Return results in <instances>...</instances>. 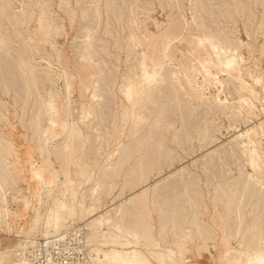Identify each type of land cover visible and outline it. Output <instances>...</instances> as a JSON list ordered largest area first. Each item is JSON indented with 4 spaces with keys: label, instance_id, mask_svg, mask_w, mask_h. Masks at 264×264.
<instances>
[{
    "label": "rangeland",
    "instance_id": "1",
    "mask_svg": "<svg viewBox=\"0 0 264 264\" xmlns=\"http://www.w3.org/2000/svg\"><path fill=\"white\" fill-rule=\"evenodd\" d=\"M254 1L256 0H0V40L3 42H1L0 46V138H2L0 141L6 147L13 146L11 147L12 149L9 148V154L3 151L0 154V159L4 158L7 173L14 178L12 181H7L4 185L6 188L3 187L0 192V207L7 209L6 213L9 212V215H4L5 211L0 212V215L2 214L0 216V252L7 249L12 250L6 256L7 264L17 262V253L22 248L34 246L38 238L49 237L53 234H65L71 231L72 225L83 230L90 260L92 264H95V254L93 252L95 247H102L104 250L112 248L110 245H99L100 242H103L99 237L100 230L95 233V231L87 228L86 223L98 215L107 218L109 221L112 220L113 225L111 222L109 225L105 224L104 230L116 234L119 232L113 227L114 224L115 226L120 225L119 229L123 230V232L120 230L122 233L132 228V231L127 232L132 235V232H136L134 223L140 218L143 226L147 225L146 228L149 229L148 232L144 227V231L147 232L148 236L146 238L150 239V241L148 240L150 243L146 238H143L141 241L143 243L138 244V247L135 246L134 248L140 250L153 264L159 263L153 261L152 256L149 255L151 251L164 252L168 255L167 260L171 259L170 261L175 264H227L226 260L228 264H232V257L239 251L251 252L258 248V250L264 249V1ZM68 15H71L70 18H68ZM72 16L73 18H71ZM24 17L26 18L24 19ZM54 26L59 27L60 30L59 28H56V30ZM42 27H47L46 33H43ZM197 36H209V39L218 46L217 50L220 52L221 58H223V54L220 49L226 48L227 55L237 54L238 59L243 61L241 62L242 64H239L240 75H238V72L233 77L224 75L218 71L219 69L211 67L210 70L213 73L217 72V78L222 80L223 85L213 79H210V82L202 83L203 77L201 78V74L198 72L199 62H204L211 57L216 61V56L206 43L204 45L205 48L203 46L201 48L195 46ZM229 45L231 46L227 47ZM227 48H230V50ZM208 51L209 54H207ZM2 52H5V54ZM198 52L201 53L198 54ZM190 55L193 59H191ZM142 60L146 62L147 69L151 70L155 67L158 71L160 70L161 77H158L159 85L158 88L156 87L158 91L154 87L152 90V92L157 93H148L146 97L148 99L145 98L139 105L142 109H140L141 113L146 117L142 120L144 126L137 128V130L140 129L137 131L130 127L132 116L130 117V112L129 114L127 113L129 103L124 98L121 88L123 83L125 84L131 79L139 78L141 72L138 63ZM22 65L26 67H22ZM24 67L26 70L22 69ZM94 68L97 69L95 70ZM98 69L101 71H98ZM28 70H30V73ZM21 71L24 72L20 73ZM31 72L35 73L31 74ZM22 74L24 75L23 80L21 78ZM33 74H35L34 77ZM32 82L35 84L33 85ZM241 83L242 87L239 85ZM66 84L70 88L69 90H67ZM98 87L101 89H98ZM162 87L163 89H161ZM168 87H172V89L170 88L172 91ZM216 91L220 94L218 95ZM150 95L152 96L150 97ZM238 97H240V101L242 99L247 100L246 103L250 106L249 110L243 103V106L240 104L242 101L239 102ZM261 98H263L262 101ZM36 100L38 101L36 102ZM39 100L41 104L43 102L41 107ZM46 102L47 104H45ZM166 102L167 104H165ZM143 103L145 104L142 105ZM48 105L53 111L51 115L55 121L53 124L49 119L50 110ZM171 105L175 106L172 107ZM37 106L38 109L36 108ZM84 108H89L92 111L90 117L88 116L85 120H82L81 116ZM148 110L149 113H146ZM161 110L162 113H160ZM37 113L38 115H36ZM150 118L152 119L150 120ZM151 122L154 123L151 124ZM36 125L40 126L37 127ZM150 126L157 127H153V130ZM69 127L76 130L78 132L76 134L79 136L69 133ZM159 127L161 128L159 129ZM33 129L36 130L34 131ZM117 129H119L118 133H115ZM245 130L250 131L249 140L243 136L246 132ZM80 131L81 134H79ZM43 133L44 135H42ZM85 136L89 137L86 138ZM127 136L132 137L128 138ZM142 136L146 137L141 140ZM76 137L78 138L76 139ZM138 137H140V140ZM66 139L68 140L66 141ZM146 139L147 141L145 142ZM243 141L248 142L247 145L251 143L247 146L248 149L255 150L258 153L257 162L260 164L261 161V166L259 165L261 171L255 172L253 170L249 158L242 151ZM63 144L66 145L64 146ZM141 146L143 147L141 148ZM49 148H52V150ZM135 149L136 151H134ZM124 152H126L125 156H123ZM119 154L122 157L121 160H119ZM127 154L130 155L129 158H126ZM134 158H138V160ZM128 159L130 160L129 162ZM207 160L210 161V163L208 162L209 164L206 162ZM163 161L165 162L163 163ZM152 162L153 165H151ZM154 165L155 169L152 167ZM142 166L145 167L143 168ZM34 170H38L41 173V179H38L40 180L39 184L32 178ZM107 171L109 172L107 173ZM131 171L134 172L131 173ZM116 172L118 173L115 174ZM68 181L70 184H67ZM247 181H249V184ZM227 182L228 185L230 184L229 187H227ZM162 184H165V186ZM221 185L227 188L224 189ZM233 185H235L234 188ZM93 186H96V194L92 197L90 188ZM252 187L254 189H251ZM175 189L177 191L176 194ZM255 189L260 192H255ZM72 191L76 192V198L84 197L86 208L92 207L93 212L87 214L84 219H80L81 216L79 214H81L83 209L77 208V214L69 217L62 227L57 230L44 232L48 210L53 201L63 198L68 203L71 200L70 193ZM231 191H235L233 195ZM140 194L141 196L143 195V199L139 196ZM183 194L186 195L184 196ZM1 201L5 202L2 203ZM25 201L29 202L28 207H25ZM129 201L130 203H127ZM162 201L163 203H161ZM213 202L214 204H211ZM176 205L181 206L177 207ZM132 206L135 207L133 208ZM239 206L241 207L239 208ZM141 207L145 209L143 210ZM133 209L136 214H134ZM226 210H229V213ZM250 210H253V212ZM239 216L240 218H237ZM257 216H261V219ZM35 218H39L40 221L37 225L31 226ZM182 218L185 220L183 221ZM213 220L215 222L218 221L214 223ZM250 220L251 222H249ZM128 221L129 225L127 224ZM257 221L260 222V226ZM217 225L221 227L219 228ZM252 226H255V228L253 229ZM195 227L199 231L195 230ZM257 227L261 228L257 229ZM186 231L190 232L187 233ZM222 231L225 233L224 235ZM249 232L252 233V236ZM258 232L261 233L259 234ZM204 233L209 234L211 237ZM26 234L33 236L32 243L25 242ZM131 235L125 236L126 238H131ZM192 236L194 239H192ZM179 238H182V241ZM200 238L201 240H199ZM185 239L188 240L185 241ZM220 239L223 241H220ZM255 239L260 240L257 241ZM164 240L165 242H163ZM179 240L182 243H178L177 241ZM147 242L150 246L144 249L146 247L143 244H147ZM249 243L250 245H248ZM183 245L184 247H182ZM247 246L248 248H246ZM195 247L196 249L194 250ZM242 248L245 249L243 250ZM167 249H170L173 254L167 252ZM179 250L180 255L177 254Z\"/></svg>",
    "mask_w": 264,
    "mask_h": 264
},
{
    "label": "bare ground",
    "instance_id": "2",
    "mask_svg": "<svg viewBox=\"0 0 264 264\" xmlns=\"http://www.w3.org/2000/svg\"><path fill=\"white\" fill-rule=\"evenodd\" d=\"M261 1V0H260ZM264 1V0H263ZM262 1V2H263ZM254 2H257V0L256 1H254ZM264 3V2H263ZM2 8V7H1ZM24 15V14H23ZM19 16H20V14H19ZM25 16V15H24ZM69 16V15H68ZM71 16V15H70ZM70 16L68 17V18H70ZM26 17H24V19H25ZM71 18H73V16L71 17ZM40 22V21H39ZM38 22V23H39ZM263 22V21H262ZM22 23V22H21ZM194 23H195V21H194ZM197 23V22H196ZM40 24V23H39ZM42 25V24H41ZM47 25V24H46ZM196 25H198V24H196ZM44 26V25H43ZM48 26H50V25H48ZM41 27V26H40ZM55 27V26H54ZM198 27V26H197ZM56 28H59V27H55V29ZM42 29H43V33H46V31L48 30L47 29V27H42ZM57 30V29H56ZM56 30H55V32H56ZM59 30H60V28H59ZM41 31V30H40ZM54 32V33H55ZM43 33H41V34H43ZM48 33V32H47ZM207 33V32H206ZM38 34H39V32H38ZM1 35V34H0ZM45 35V34H44ZM49 35H51V34H49ZM204 35V34H203ZM42 36V35H41ZM152 36V35H151ZM195 37V36H194ZM151 38V37H150ZM2 39V38H1ZM5 39V38H4ZM43 39V38H42ZM148 40V39H147ZM216 40V39H215ZM92 41V40H91ZM196 47H204V45H205V43L206 44H208V47H209V49L211 50V51H213V54H215V56H216V61H214L213 59H212V57L211 58H208V59H206L204 62L202 61V62H199L200 63V65H199V68H198V72H199V74H201V78L203 77V81H202V83L204 82V83H206V82H210L209 80L210 79H213V80H216V81H218V82H220V84L221 85H223V82H222V80L220 79V78H217V75H216V71H215V73H213L212 72V70H210L211 69V67H213V68H215V69H219L218 71H220V72H222L224 75H228V76H234L235 75V73L236 72H238V75H240V73H239V71H240V65L239 64H242L241 62H243V61H240L239 59H238V57H237V54H226V51H225V49H220V51H222L221 53L223 54V58H221L220 57V52L217 50V45H216V43H213V41H211V39H209V36L207 37V36H203V37H200V36H197L196 37ZM1 42H2V40H0V46H1ZM138 42V41H137ZM161 42V41H160ZM190 42V41H189ZM192 42V41H191ZM3 43V42H2ZM6 43V42H5ZM132 43V42H131ZM139 43V42H138ZM187 43V42H186ZM220 43H222L221 41H220ZM225 43V42H224ZM156 44V43H155ZM154 44V45H155ZM195 44V43H194ZM3 45V44H2ZM5 45V44H4ZM91 45H92V43H91ZM132 45V44H131ZM133 45H134V43H133ZM219 45V44H218ZM194 46V45H193ZM194 46V47H195ZM231 45H229V46H227V47H230ZM4 47V46H3ZM148 47V46H147ZM157 47V46H156ZM189 47H191V46H189ZM189 47H187V48H189ZM220 47H221V45H220ZM153 48V47H152ZM192 48V47H191ZM199 48V49H200ZM205 48V47H204ZM203 48V49H204ZM5 49V48H4ZM89 49V48H88ZM190 49V48H189ZM196 49V48H195ZM228 50H230V48H227ZM232 50H233V48H231ZM3 50V49H2ZM198 50V49H197ZM231 50V51H232ZM5 51H7V50H5ZM9 51V50H8ZM130 51V50H129ZM154 51V50H153ZM195 51V50H194ZM193 51V52H194ZM199 51V50H198ZM201 51V50H200ZM207 51V50H206ZM237 51V50H236ZM10 52V51H9ZM88 52V51H87ZM90 52V51H89ZM191 52V51H190ZM192 52V53H193ZM195 52H197V51H195ZM194 52V53H195ZM205 52V51H204ZM234 52V51H233ZM2 53H4L5 54V52H2ZM6 53H8V52H6ZM154 53V52H153ZM201 53V52H200ZM199 52H198V54H200ZM229 53V52H228ZM232 53V52H231ZM195 54H197V53H195ZM207 54H209V51H208V53ZM2 55V54H1ZM84 55V54H83ZM87 55V54H86ZM144 56V55H143ZM191 56V55H190ZM199 56V55H198ZM197 56V57H198ZM160 57V56H159ZM186 57V56H185ZM192 57V56H191ZM201 57V56H200ZM202 57H204V56H202ZM21 58V57H20ZM19 58V60H21ZM83 58V57H82ZM82 58H80V59H82ZM86 58H88V57H86ZM241 58V57H240ZM144 59V58H143ZM152 59V58H151ZM155 59V58H154ZM191 59H193V57L191 58ZM198 59H201V58H198ZM160 60V59H159ZM197 60V59H196ZM22 61V60H21ZM21 61H19L20 63H21ZM82 61V60H81ZM88 61H89V59H88ZM87 61V62H88ZM145 61H146V59H145ZM144 60H142V61H140V63H138L140 66V76H139V78L138 79H134V80H132L131 78V80H129L128 82H126L125 84L123 83V86H122V94H123V96H124V98L128 101V105H129V107L127 108V113L129 114V112L131 113V115H130V117L132 116V119H131V122H130V124H131V126L130 127H133V129L134 130H137V128H141V127H143L144 126V122H142V120L144 119V117H146V116H144L142 113H141V111H140V103H141V101L142 100H144L147 96H148V93L150 94V93H152V94H154L155 92H152V90L155 88L156 89V87L158 88V85H159V82H158V77L160 78L161 77V73L157 70V69H155V67H153L151 70L150 69H147V65H146V62H145ZM149 61H151V60H149ZM240 61V62H239ZM18 62V61H17ZM93 62V61H92ZM96 62V61H95ZM154 62V61H153ZM152 62V63H153ZM196 62V61H195ZM22 63H24V62H22ZM97 63V62H96ZM156 63H157V61H156ZM26 64V63H25ZM87 64V63H86ZM95 64V63H94ZM193 64V63H192ZM196 64V63H195ZM194 64V65H195ZM148 65H151V64H148ZM158 65V64H157ZM23 66H25V65H22V67ZM29 66H30V64H29ZM90 66V65H89ZM92 66H94V65H92ZM26 67V66H25ZM25 67L24 68H22V69H25ZM196 67V66H195ZM194 67V68H195ZM8 68V67H7ZM34 68V67H33ZM36 68V67H35ZM100 68V67H99ZM138 68V67H137ZM163 68V67H162ZM193 68V67H192ZM246 68V67H245ZM249 68V67H248ZM19 69V68H18ZM21 69V70H22ZM95 69V68H94ZM97 69V68H96ZM95 69V70H96ZM101 69V68H100ZM100 69H98V71L100 70ZM26 70V69H25ZM24 70V71H25ZM33 70H35V69H33ZM196 70V69H195ZM194 70V71H195ZM23 71V72H24ZM30 70H28V72H29ZM101 71V70H100ZM251 71H252V69H251ZM22 71L20 72V73H23ZM89 72V71H88ZM219 72V73H220ZM30 73V72H29ZM32 73H35V72H31V74ZM175 73V72H174ZM194 73V72H193ZM242 73H244V72H242ZM251 73V72H250ZM253 73V72H252ZM170 74V73H169ZM198 74V75H199ZM249 74V73H248ZM19 75V74H18ZM21 75V74H20ZM34 75L35 74H33V77H34ZM47 75V74H46ZM45 75V76H46ZM98 75V74H97ZM172 75V74H171ZM170 75V76H171ZM237 75V76H238ZM250 75V74H249ZM23 74H22V77L21 76H18V77H21L22 78V80H23ZM29 76H31V75H29ZM28 76V77H29ZM92 76V75H91ZM165 76H167V75H165ZM169 76V77H170ZM194 76V75H193ZM255 76V75H254ZM47 77V76H46ZM45 77V78H46ZM176 77V76H175ZM231 77V78H232ZM242 77H243V75H242ZM256 77V76H255ZM2 78V77H1ZM36 78V77H35ZM172 78V77H171ZM195 78V77H194ZM197 78V77H196ZM223 78V77H222ZM229 78V77H228ZM251 78V77H250ZM260 78V77H259ZM13 79V78H12ZM25 79H27L26 77H25ZM24 79V80H25ZM33 79V78H32ZM49 79V78H48ZM162 79V78H161ZM178 79V78H177ZM199 79V78H198ZM221 81H220V80ZM22 80H20V81H22ZM166 80V79H165ZM192 80V79H191ZM238 80V79H237ZM254 80H255V78H254ZM261 80V79H260ZM16 81V80H15ZM27 82H28V80H26ZM26 81H24L25 83H26ZM30 81H31V79H30ZM29 81V82H30ZM34 81H35V79H34ZM227 81H228V79H227ZM241 81H242V79H241ZM5 82V81H4ZM14 82V81H13ZM23 82V81H22ZM161 82V81H160ZM163 82H165V81H163ZM179 82H180V80H179ZM193 82H195V81H193ZM235 82V81H234ZM244 82V81H243ZM256 82H258V80H256ZM6 83V82H5ZM33 83V82H32ZM68 83V82H67ZM181 83V82H180ZM183 83V82H182ZM201 83V82H200ZM229 83V82H228ZM261 83V82H260ZM260 83H259V85H260ZM3 84V83H2ZM15 84V83H14ZM28 84V83H27ZM30 84V83H29ZM35 83H33V85H34ZM162 84V83H161ZM175 84H176V82H175ZM210 84V83H209ZM224 84H225V82H224ZM246 84V83H245ZM4 85V84H3ZM11 85V84H10ZM24 86H25V84H23ZM32 85V84H31ZM30 85V86H31ZM89 85V84H88ZM174 85V84H173ZM200 85H202V84H200ZM206 85V84H205ZM233 85V84H232ZM240 85V87H242V83L241 84H239ZM263 85V84H262ZM66 86H67V90H69L70 88L68 87V85L66 84ZM65 86V87H66ZM99 86V85H98ZM166 86V85H165ZM168 86V85H167ZM172 86V85H171ZM177 86V85H176ZM192 86V85H191ZM209 86V85H208ZM214 87H215V85H213ZM216 86H218V85H216ZM227 86V85H226ZM234 86V85H233ZM248 86V85H247ZM261 86V85H260ZM11 87V86H10ZM27 87V86H26ZM31 87H33V86H31ZM91 87V86H90ZM89 87V88H90ZM96 87V86H95ZM104 87V86H103ZM154 87V88H153ZM161 87V86H160ZM179 87V86H178ZM249 87V86H248ZM8 88V87H7ZM6 88V89H7ZM29 88V87H28ZM165 88V87H164ZM169 88V87H168ZM171 89H172V87H170ZM169 88V89H170ZM189 88V87H188ZM197 88V87H196ZM25 89V88H24ZM33 89V88H32ZM31 89V90H32ZM93 89V88H92ZM98 89H101V88H99L98 87ZM97 89V90H98ZM161 89H163V87L161 88ZM167 89V88H166ZM170 89V91H172ZM176 89H177V87H176ZM175 89V90H176ZM181 89V88H180ZM233 89V88H232ZM244 89V88H243ZM261 89V88H260ZM86 90H88V89H86ZM157 90V89H156ZM178 90V89H177ZM183 90V89H182ZM222 90V89H221ZM221 90H219V91H221ZM225 90V89H224ZM263 90H264V85H263ZM27 91V90H26ZM28 91H29V89H28ZM92 91V90H91ZM99 91V90H98ZM97 91V92H98ZM158 91V90H157ZM166 91V90H165ZM225 91H227V90H225ZM235 91H236V89H235ZM6 92V91H5ZM25 92V91H24ZM94 92V91H93ZM99 92H101V91H99ZM168 92V91H167ZM177 92V91H176ZM180 92V91H179ZM217 92V91H216ZM241 92V91H240ZM244 92H245V90H244ZM247 92V91H246ZM251 92V91H250ZM32 93V92H31ZM157 93V92H156ZM155 93V94H156ZM166 93V92H165ZM173 93H174V91H173ZM252 93H253V90H252ZM251 93V94H252ZM25 94H26V92H25ZM30 94V93H29ZM158 94H160V93H158ZM163 94V93H162ZM167 94V93H166ZM172 94V93H171ZM185 94H187V93H185ZM217 94H218V92H217ZM220 94V93H219ZM218 94V95H219ZM247 94V93H246ZM257 94V93H256ZM255 94V95H256ZM94 95H96V94H94ZM97 95H99V94H97ZM105 95V94H104ZM107 95V94H106ZM164 95V94H163ZM190 95V94H189ZM193 95V94H192ZM195 95V94H194ZM205 95V94H204ZM240 95H242V94H240ZM249 95V94H248ZM152 95H150V97H151ZM175 96H176V94H175ZM215 96H217V95H215ZM235 96V95H234ZM250 96V95H249ZM68 97V96H67ZM156 97H158V95H156ZM155 97V98H156ZM160 97V96H159ZM162 97V96H161ZM164 98H165V96H163ZM168 97V96H167ZM172 97V96H171ZM174 97V96H173ZM176 97H178V96H176ZM240 97H242V96H240ZM240 97H238L239 98V102H241L240 104L242 105V103L245 105V107H247L248 108V110L250 109L249 107V104H247L246 103V99H242L241 101H240ZM244 97V96H243ZM94 98V97H93ZM97 98H99V97H97ZM192 98V97H191ZM218 98V97H217ZM256 98V97H255ZM38 99V98H37ZM69 99V98H68ZM95 99V98H94ZM146 99H148V98H146ZM154 99V98H153ZM262 99L263 98H261V101H262ZM95 100H97V99H95ZM157 100V99H156ZM162 100V99H161ZM165 100V99H164ZM170 100V99H169ZM169 100H167V101H169ZM173 100V99H172ZM237 100V99H236ZM253 100V99H252ZM28 101V100H27ZM38 100H36V102H37ZM148 101V100H147ZM159 101V100H158ZM166 101V100H165ZM199 101H200V99H199ZM225 101V100H224ZM223 101V102H224ZM255 101V100H254ZM257 101V100H256ZM264 101V100H263ZM25 102V101H24ZM39 102H40V100H39ZM97 102V101H96ZM143 102V101H142ZM151 102V101H150ZM160 102V101H159ZM159 102H157V103H159ZM219 102V101H218ZM27 103V102H26ZM87 103V102H86ZM153 103V102H152ZM161 103V102H160ZM163 103V102H162ZM169 103V102H168ZM172 103V102H171ZM226 104H227V102H225ZM236 103V102H235ZM249 103V102H248ZM39 104V103H38ZM42 104H43V102H42ZM41 102H40V107H41ZM45 104H47V102L45 103ZM48 104H49V102H48ZM93 104V103H92ZM145 103H143L142 105H144ZM148 104V103H147ZM164 104V103H163ZM165 104H167V102L165 103ZM238 104V103H237ZM236 104V105H237ZM239 104V105H240ZM82 105V104H81ZM157 105V104H156ZM173 105V104H172ZM171 105V106H172ZM230 105V104H229ZM235 105V106H236ZM253 105V104H252ZM262 105H263V102H262ZM49 106V105H48ZM83 106V105H82ZM158 106V105H157ZM156 106V107H157ZM161 106V105H160ZM164 106V105H163ZM175 106V105H174ZM174 106H172V107H174ZM234 106V107H235ZM243 106V105H242ZM264 106V105H263ZM88 107V106H87ZM162 107V106H161ZM170 107V106H169ZM241 107V106H240ZM255 107V106H254ZM37 109H38V106L36 107ZM44 108V107H43ZM45 108H46V106H45ZM143 108V107H142ZM166 108H167V106H166ZM237 108V107H236ZM239 108V107H238ZM246 108V109H247ZM36 109V110H37ZM48 109L50 110L49 111V119H50V121H51V123L53 124V123H55V121L53 120V118H52V114H53V111L51 110V107L49 106L48 107ZM124 109V108H123ZM144 109H145V107H144ZM147 109H148V107H147ZM156 109V108H155ZM161 109H163V110H166V109H164V108H161ZM240 109V108H239ZM243 109V108H242ZM142 110V109H141ZM157 110V109H156ZM159 110H160V108H159ZM170 110V109H169ZM236 110H238V109H236ZM256 110V109H255ZM54 111H55V109H54ZM82 111V110H81ZM92 111V110H91ZM91 111H90V109L89 108H84V110L82 111V116H81V119L83 120H85L88 116L90 117V115H91ZM146 111V110H145ZM155 111V110H154ZM36 112V111H35ZM124 112V111H123ZM160 112V111H159ZM244 112V111H243ZM257 112V111H256ZM43 113V112H42ZM47 113V112H46ZM146 113H149V110H148V112H146ZM160 113H162V110H161V112ZM179 113V112H178ZM92 114H93V112H92ZM123 114V113H122ZM152 114V113H151ZM163 114H164V112H163ZM180 114H181V112H180ZM245 114V113H244ZM253 114V113H252ZM36 115H38V113L36 114ZM123 115H125V114H123ZM154 115V114H153ZM155 115H157V114H155ZM159 115V114H158ZM241 115V114H240ZM254 115V114H253ZM41 116V115H40ZM47 116H48V114H47ZM119 116H120V114H119ZM162 116V115H161ZM179 116V115H178ZM256 116V115H255ZM37 117V116H36ZM39 117V116H38ZM70 117V116H69ZM123 117V116H122ZM163 117V116H162ZM33 118V117H32ZM68 118V117H67ZM120 118V117H119ZM123 118H125V117H123ZM148 118V117H147ZM156 118H158V117H156ZM155 118V119H156ZM70 119V118H69ZM129 119V118H128ZM146 119V118H145ZM152 118H150V120H151ZM154 119V120H155ZM249 119V118H248ZM34 120H35V118H34ZM33 120V121H34ZM37 120V119H36ZM68 120V119H67ZM149 120V119H148ZM38 121V120H37ZM71 121V120H70ZM70 121H69V124H70ZM80 121V120H79ZM87 121V120H86ZM120 121V120H119ZM161 121V120H160ZM163 121V120H162ZM31 122H32V120H31ZM36 122V121H35ZM83 122V121H82ZM120 122H122V121H120ZM125 122V121H124ZM139 122H142V123H139ZM148 122V121H147ZM146 122V123H147ZM164 122V121H163ZM260 122V121H259ZM262 122V121H261ZM38 123V122H37ZM149 123V122H148ZM154 122H151V124H153ZM35 124V123H34ZM39 124V123H38ZM68 124V123H67ZM83 124H85V123H83ZM123 124V123H122ZM129 124V125H130ZM50 125V124H49ZM80 125V124H79ZM118 125V124H117ZM149 125V124H148ZM158 125V124H157ZM161 125H162V123H161ZM160 125V126H161ZM166 125V124H165ZM30 126H31V123H30ZM29 126V127H30ZM33 126V125H32ZM37 126V125H36ZM38 126H40V125H38ZM37 126V127H38ZM55 126V125H54ZM53 126V127H54ZM73 126H77V125H73ZM123 126H124V124H123ZM122 126V127H123ZM159 126V125H158ZM164 126V125H163ZM120 127V126H119ZM129 127V128H130ZM150 127H152V129H153V127H157V126H150ZM149 127V128H150ZM258 127V126H257ZM262 127V126H261ZM77 128V127H76ZM75 128V129H76ZM146 128H147V126H146ZM161 127H159V129H160ZM255 128V127H254ZM123 129V128H122ZM164 129V128H163ZM34 130V129H33ZM36 130V129H35ZM34 130V131H35ZM41 130V129H40ZM39 130V131H40ZM43 130V129H42ZM118 130L119 129H117V132H115V133H118ZM121 130V129H120ZM140 130V129H139ZM139 130H137V131H139ZM154 130V129H153ZM156 130V129H155ZM38 131V132H39ZM145 131V130H144ZM147 131H149V130H147ZM157 131V130H156ZM161 131V130H160ZM246 131V130H245ZM43 132H45V131H43ZM71 132V134L73 135V134H76V133H78V132H76V130H74L72 127H69V133ZM131 132V131H130ZM129 132V133H130ZM146 132V131H145ZM152 133H153V131H151ZM244 132V131H243ZM249 132L250 131H246L245 133H244V137H246L248 140H249V138H250V136H249ZM256 132V131H255ZM40 133V132H39ZM46 133V132H45ZM128 133V134H129ZM134 133V132H133ZM136 133V132H135ZM138 133V132H137ZM155 133V132H154ZM163 133H164V130H163ZM1 134V133H0ZM79 134H81V131L79 132ZM127 134V135H128ZM149 134H151V133H149ZM162 134V133H161ZM251 134H252V131H251ZM254 134H256V133H254ZM39 135V134H38ZM42 135H44V133L42 134ZM67 135H69L68 133H67ZM78 134H76L75 136H77ZM116 135V134H115ZM114 135V136H115ZM117 135H119V134H117ZM121 135V134H120ZM131 135L133 136V134L131 133ZM163 135V134H162ZM165 135V134H164ZM241 135V134H240ZM40 136V135H39ZM79 136V135H78ZM81 136V135H80ZM131 136V137H132ZM147 136V135H146ZM146 136H144V137H146ZM159 136V135H158ZM256 136V135H255ZM261 136V135H260ZM86 137V136H85ZM87 137H89V136H87ZM86 137V138H87ZM128 137V136H127ZM131 137H128V138H131ZM144 137L142 136L141 137V140H142V138L144 139ZM157 137V136H156ZM166 137V136H165ZM165 137H164V140H165ZM239 137V136H238ZM41 138V137H40ZM71 138V137H70ZM78 137H76V139H77ZM85 138V139H86ZM148 138H150V137H148ZM159 138V137H158ZM240 138V137H239ZM239 138H237V139H239ZM242 138V137H241ZM0 139H2V138H0ZM39 139V138H38ZM44 139V138H43ZM138 139L140 140V137H138ZM157 139V138H156ZM162 139V138H161ZM68 139H66V141H67ZM83 140V139H82ZM132 140V139H131ZM242 140V139H241ZM3 141H5V140H3ZM38 141V140H37ZM65 141V142H66ZM80 141H81V138H80ZM85 141V140H84ZM83 141V142H84ZM147 141V139L145 140V142ZM166 141V140H165ZM165 141H164V143H165ZM5 142H7V141H5ZM130 142V141H129ZM143 142V141H142ZM149 142V141H148ZM147 142V143H148ZM239 142V141H238ZM3 142H1L0 141V154H2L3 153V151H6V153L7 154H9L10 152V150H9V148H11V147H13V146H11V147H9V146H5V145H3L2 144ZM8 143V142H7ZM6 143V144H7ZM69 143V142H68ZM144 143V142H143ZM158 143V142H157ZM161 143V142H160ZM247 143L248 142H246V141H243L242 142V144H243V152L246 154V156L249 158V161H250V165L252 166V168H253V170L255 171V172H258L259 170H260V164H261V161H260V164H258V157H259V155H258V153L255 151V150H250V149H248V147L247 146H249L251 143H249V145H247ZM10 144V143H9ZM84 144V143H83ZM234 144V143H233ZM238 144V143H237ZM64 145V144H63ZM66 145V144H65ZM64 145V146H65ZM80 145H81V143H80ZM128 145V144H127ZM147 145V144H146ZM163 145V144H162ZM241 145V144H240ZM47 146V145H46ZM50 146V145H49ZM73 146V145H72ZM131 146H132V144H131ZM130 146V147H131ZM160 146H161V144H160ZM159 146V147H160ZM237 146V145H236ZM66 147H68V146H66ZM78 147V146H77ZM120 147H122V146H120ZM124 147V146H123ZM133 147H136V146H133ZM143 146H141V148H142ZM145 147V146H144ZM235 147V146H234ZM128 148V147H127ZM132 148V147H131ZM158 148V147H157ZM236 148V147H235ZM12 149V148H11ZM50 149V148H49ZM64 149H65V147H64ZM124 149V148H123ZM161 149V148H160ZM159 149V150H160ZM50 150H52V148L50 149ZM72 150V149H71ZM138 150V149H137ZM143 150H145V149H143ZM232 150V149H231ZM129 151H130V149H129ZM128 151V152H129ZM134 151H136V149L134 150ZM142 151V150H141ZM140 151V152H141ZM146 151V150H145ZM240 152H241V150H239ZM12 152V151H11ZM85 152V151H84ZM115 152V151H114ZM123 152V151H122ZM122 152H120V153H122ZM158 152V151H157ZM232 152V151H231ZM239 152V153H240ZM49 153V152H48ZM73 153V152H72ZM71 153V154H72ZM125 153L126 152H124V154H123V156H125ZM131 153V152H130ZM134 153V152H133ZM132 153V154H133ZM138 153V152H137ZM143 153V152H142ZM12 154V153H11ZM135 154V153H134ZM146 154V153H145ZM151 154V153H150ZM232 154H234V153H232ZM242 154V153H241ZM128 155V154H127ZM126 155V158L128 157L129 158V156L130 155H128L127 156ZM135 155H137V154H135ZM231 155V154H230ZM50 156V155H49ZM108 156V155H107ZM110 156V155H109ZM108 156V157H109ZM112 156H113V154H112ZM133 156V155H132ZM148 157H149V155H147ZM165 156V155H164ZM163 156V157H164ZM107 157V158H108ZM111 157V156H110ZM146 157V156H145ZM157 157V156H156ZM161 157V156H160ZM159 157V158H160ZM162 157V158H163ZM230 157H232V156H230ZM243 157V156H242ZM264 157V156H263ZM49 158V157H48ZM117 158H118V156H117ZM125 158V157H124ZM131 158V157H130ZM143 158H144V156H143ZM161 158V159H162ZM244 158H245V156H244ZM109 159V158H108ZM122 159V157H121V155L119 154V160H121ZM135 159V158H134ZM133 159V160H134ZM137 160H138V158H136ZM135 159V160H136ZM149 159V158H148ZM151 159V158H150ZM155 159H157V158H155ZM166 159V158H165ZM164 159V160H165ZM261 159V158H260ZM259 159V160H260ZM114 160V159H113ZM134 160V161H135ZM117 161V160H116ZM125 161V160H124ZM127 161V160H126ZM130 160L128 159V162H129ZM140 161V160H139ZM150 161V160H149ZM148 161V162H149ZM153 161V160H152ZM159 161H161V160H159ZM167 161V160H166ZM122 162V161H121ZM133 162V161H132ZM151 162V161H150ZM158 162V161H157ZM156 162V163H157ZM165 161H163V163H164ZM207 163L209 162L210 163V161H206ZM7 163V162H6ZM117 163V162H116ZM125 163V162H124ZM127 163V162H126ZM134 163V162H133ZM162 163V162H161ZM168 163V162H167ZM166 163V164H167ZM208 163V164H209ZM122 164V163H121ZM120 164V165H121ZM136 164V163H135ZM140 164V163H139ZM141 164H142V162H141ZM149 165H150V163H148ZM172 164V163H171ZM113 165V164H112ZM111 165V166H112ZM119 165V164H118ZM151 165H153V162L151 163ZM158 165V164H157ZM156 165V166H157ZM164 165V164H163ZM207 165V164H206ZM260 165V166H259ZM264 165V164H263ZM10 166V165H9ZM109 166V165H108ZM146 166V165H145ZM144 166V167H145ZM168 166H169V163H168ZM110 167V166H109ZM119 167V166H118ZM137 167H138V165H137ZM140 167H141V165H140ZM143 167V166H142ZM143 167V168H144ZM153 168L155 167V165L154 166H152ZM151 167V168H152ZM113 168V167H112ZM117 168V167H116ZM133 168V167H132ZM150 168V167H149ZM159 168H161V167H159ZM239 168V167H238ZM110 169H111V167H110ZM141 169V168H140ZM147 169V168H146ZM155 169V168H154ZM158 169V168H157ZM204 169V168H203ZM264 169V168H263ZM80 170V169H79ZM131 170V169H130ZM134 170V169H133ZM142 170V169H141ZM144 170V169H143ZM150 170V169H149ZM10 171V170H9ZM81 171V170H80ZM204 171V170H203ZM239 171V170H238ZM261 171V170H260ZM12 172V171H11ZM109 171H107V173H108ZM111 172H113V171H111ZM127 172H129V171H127ZM126 172V173H127ZM132 172H134V171H131V173ZM152 172H153V170H152ZM180 172H181V170H180ZM254 172V173H255ZM264 172V171H263ZM118 172H116L115 174H117ZM130 173V172H129ZM143 173V172H142ZM141 173V174H142ZM80 174V173H79ZM82 174V173H81ZM140 174V176H142ZM148 174H149V171H148ZM258 174V173H257ZM260 175H261V173H259ZM264 174V173H263ZM104 175H105V173H104ZM109 175V174H108ZM107 175V176H108ZM127 175V174H126ZM131 175H133V174H131ZM145 175V174H144ZM179 175H180V173H179ZM14 176H16V175H14ZM81 176V175H80ZM83 176V175H82ZM149 176V175H148ZM248 176V175H247ZM52 177V176H51ZM109 177V176H108ZM133 177V176H132ZM137 177H139V176H137ZM180 177V176H179ZM183 177V176H182ZM244 177V176H243ZM242 177V178H243ZM251 177H253L252 175H251ZM258 177V176H257ZM32 178L36 181V183L37 184H39L40 183V180H38V179H41V173L38 171V170H34L33 171V174H32ZM67 178H68V176H67ZM123 178V177H122ZM129 178H131V177H129ZM148 178V177H147ZM167 178V177H166ZM178 178V177H177ZM176 178V179H177ZM181 178V177H180ZM249 178V177H248ZM14 178L12 177V175H10L9 173H7V168H6V165H5V161H4V158L2 159H0V192L3 190V187H4V185L7 183V181H12ZM135 179H136V177H135ZM143 179H145L144 177H143ZM171 179V178H170ZM183 179V178H182ZM181 179V180H182ZM138 180H140V179H138ZM166 180V179H165ZM250 180V179H249ZM18 181V180H17ZM16 181V182H17ZM135 182H136V180H134ZM133 181V182H134ZM143 181V180H142ZM170 181H172V180H170ZM256 181V180H255ZM79 182V181H78ZM77 182V183H78ZM86 182V181H85ZM138 182V181H137ZM169 182V181H168ZM177 182V181H176ZM249 181H247V183H248ZM251 182V181H250ZM258 183H259V181H257ZM256 182V183H257ZM70 184V182L68 181L67 182V184ZM173 183V182H172ZM181 183H182V181H181ZM224 183V182H223ZM254 183V182H253ZM252 183V184H253ZM262 183V182H261ZM66 184V185H67ZM227 185H228V182L226 183ZM240 184H241V182H240ZM249 184V183H248ZM251 184V183H250ZM64 185V184H63ZM65 185V186H66ZM162 185H164L165 186V184H162ZM168 185V184H167ZM166 185V186H167ZM177 185H178V183H177ZM181 185V184H180ZM184 185V184H183ZM182 185V186H183ZM230 185V184H229ZM229 185L227 186V187H229ZM254 185V184H253ZM221 186H223V185H221ZM234 186L235 185H233V188H234ZM246 186V185H245ZM248 186V185H247ZM251 186V185H250ZM257 186V185H256ZM161 187H163V186H161ZM186 187V186H185ZM184 187V188H185ZM219 187V186H218ZM226 187V188H227ZM262 187V186H261ZM4 188H6V187H4ZM78 189H80L79 187H77ZM158 188V187H157ZM156 188V189H157ZM164 188V187H163ZM168 188H169V186H168ZM178 188H179V186H178ZM191 188V187H190ZM221 188V187H220ZM222 188H224V186L222 187ZM221 188V189H222ZM226 188H224V189H226ZM73 189V188H72ZM161 189V188H160ZM181 189V188H180ZM215 189V188H214ZM213 189V190H214ZM219 189V188H218ZM251 189H254L253 187L251 188ZM258 189V188H257ZM5 190V189H4ZM41 190H42V188H41ZM159 190V189H158ZM183 191H184V189H182ZM229 190V189H228ZM240 190H241V188H240ZM242 190H243V186H242ZM247 190H249V189H247ZM262 190V189H261ZM45 191V190H44ZM71 191V190H70ZM78 191V190H77ZM166 191H169V190H166ZM180 191V190H179ZM182 191V192H183ZM190 191V190H189ZM257 190L255 189V192H256ZM143 192V191H142ZM145 192V191H144ZM147 192V191H146ZM164 192H165V189H164ZM172 192H173V190H172ZM176 189H175V194H176ZM217 192V191H216ZM222 192H223V190H222ZM227 192V191H226ZM230 192V191H229ZM232 192V191H231ZM233 192H235V191H233ZM233 192H232V195H233ZM245 192V191H244ZM247 192V191H246ZM253 192V191H252ZM258 192V191H257ZM260 192V191H259ZM258 192V193H259ZM49 193V192H48ZM47 193V194H48ZM151 193V192H150ZM169 193V192H168ZM225 193V192H224ZM242 193V192H241ZM248 193V192H247ZM254 193V192H253ZM252 193V194H253ZM261 193H263V192H261ZM260 193V194H261ZM90 194H91V196L93 197L94 196V194H96V186H93V187H91L90 188ZM143 194V193H142ZM165 194V193H164ZM208 194V193H207ZM215 194V193H214ZM229 194V193H228ZM227 194V195H228ZM231 194V193H230ZM256 194V193H255ZM70 195H71V200L68 202V203H66L64 200H63V198H59V199H56V200H54L53 201V203L51 204V206H50V208H49V210H48V215H47V217H46V221H45V230H44V232H48V231H52V230H57L58 228H60V227H62L63 226V224L67 221V219L69 218V217H73V216H75L76 214H77V208H79V209H83V211H81V214H79L80 216H81V218L80 219H84L85 218V216L87 215V214H89V213H91V212H93V210H92V207H90V208H86V205H85V201H84V197H81L80 199H78V198H76V192H74V191H72L71 193H70ZM144 195H146V194H144ZM162 195V194H161ZM173 195H174V193H173ZM177 195H179V194H177ZM184 195V194H183ZM186 195V194H185ZM184 195V196H185ZM190 195V194H189ZM223 195V194H222ZM244 195H245V193H244ZM254 195V194H253ZM252 195V196H253ZM139 196H141V194L139 195ZM138 196V197H139ZM143 196V195H142ZM142 196H141V198H142ZM154 196V195H153ZM158 196V195H157ZM251 196V197H252ZM257 196H259L258 194H257ZM80 197V196H79ZM86 197V196H85ZM89 197V196H88ZM136 197V196H135ZM147 197V196H146ZM152 197V196H151ZM170 197V196H169ZM180 197V196H179ZM187 197V196H186ZM185 197V198H186ZM220 197V196H219ZM227 197V196H226ZM231 197V196H230ZM229 197V198H230ZM239 197V196H238ZM96 198V197H95ZM137 198V197H136ZM145 198V197H144ZM165 198H167V197H165ZM172 198H174V197H172ZM217 198V197H216ZM232 199H233V197H231ZM253 198V197H252ZM259 198H260V196H259ZM262 198V197H261ZM3 199V198H2ZM25 199V198H24ZM92 199V198H91ZM143 199V198H142ZM213 199H214V196H213ZM226 199V198H225ZM244 199H246V198H244ZM1 200V199H0ZM5 200V199H4ZM139 200H140V198H139ZM146 200V199H145ZM150 200H151V198H150ZM153 200V199H152ZM170 200V199H169ZM172 200V199H171ZM174 200H175V198H174ZM186 200V199H185ZM201 200V199H200ZM216 200H218V199H216ZM220 200H221V198H220ZM229 200V199H228ZM242 200V199H241ZM258 200H261V199H258ZM96 201V200H95ZM137 201V200H136ZM141 201V200H140ZM143 201V200H142ZM156 201V200H155ZM167 201V200H166ZM178 201V200H177ZM184 201V200H183ZM211 201V200H210ZM222 201V200H221ZM237 202H238V200H236ZM244 201V200H243ZM257 201V200H256ZM2 202V201H1ZM5 202V201H4ZM4 202H2V203H4ZM22 202H23V200H22ZM98 202V201H97ZM187 202H188V199H187ZM200 202V201H199ZM220 202V201H219ZM229 202V201H228ZM232 202V201H231ZM249 202H250V200H249ZM249 202H247V203H249ZM127 203H130V201L129 202H127ZM137 203V202H136ZM139 203V202H138ZM161 203H163V201L161 202ZM183 203V202H182ZM181 203V204H182ZM189 203V202H188ZM203 203V202H202ZM201 203V204H202ZM215 203H218V202H215ZM234 203V202H233ZM140 204V203H139ZM160 204V203H159ZM168 204V203H167ZM175 204V203H174ZM185 204V203H184ZM195 204V203H194ZM204 204V203H203ZM211 204H214V202L213 203H211ZM225 204V203H224ZM236 204V203H235ZM262 204H263V202H262ZM4 205V204H3ZM24 205H25V207H28L27 205H29V202L28 201H25V203H24ZM129 205V204H128ZM131 205H133V204H131ZM141 205V204H140ZM177 205H178V202H177ZM176 205V206H177ZM187 205V204H186ZM190 205V204H189ZM191 205H193V204H191ZM218 205V204H217ZM230 205V204H229ZM256 205H257V203H256ZM136 206V205H135ZM134 206V207H135ZM139 206V205H138ZM137 206V207H138ZM161 206V205H160ZM164 206V205H163ZM168 206H169V204H168ZM179 206H181V205H179ZM179 206H177V207H179ZM199 206V205H198ZM205 206V205H204ZM242 206H243V204H242ZM247 206H248V204H247ZM118 207V206H117ZM116 207V208H117ZM126 207V206H125ZM129 207V206H128ZM133 207V206H132ZM133 207V208H134ZM140 207V206H139ZM143 207V206H142ZM141 207V208H142ZM152 207V206H151ZM158 207V206H157ZM190 207V206H189ZM214 207V206H213ZM216 207V206H215ZM214 207V208H215ZM219 207V206H218ZM223 207H224V205H223ZM226 207V206H225ZM232 207H234V206H232ZM241 206H239V208H240ZM264 207V206H263ZM2 207H0V209H1ZM96 208V207H95ZM98 208V207H97ZM119 208V207H118ZM153 208V207H152ZM152 208H151V211H152ZM155 208V207H154ZM162 208V207H161ZM169 208V207H168ZM181 208V207H180ZM191 208V207H190ZM200 208V207H199ZM217 208V207H216ZM230 208V207H229ZM238 208V207H237ZM251 208V207H250ZM262 208V207H261ZM125 209V208H124ZM130 209V208H129ZM138 209V208H137ZM143 209V208H142ZM145 209V208H144ZM143 209V210H144ZM157 209H159V208H157ZM163 209V208H162ZM183 209H185V208H183ZM196 209V208H195ZM205 209V208H204ZM233 209V208H232ZM256 209V208H255ZM257 209H258V207H257ZM264 209V208H263ZM262 209V210H263ZM126 210V209H125ZM175 210V209H174ZM182 210V209H181ZM190 211H191V209H189ZM194 210V209H193ZM234 210V209H233ZM236 210V209H235ZM240 210V209H239ZM244 210V209H243ZM254 210V209H253ZM253 210H250V211H252L253 212ZM5 211V213H3L4 215H6V214H8V213H6V211H7V209H1V211L0 212H4ZM121 211V210H120ZM129 211H131V210H129ZM140 211V210H139ZM146 211V210H145ZM148 211V210H147ZM158 211H160V209L158 210ZM162 211V210H161ZM170 211V210H169ZM176 211V210H175ZM178 211H179V209H178ZM185 211H186V209H185ZM219 211V210H218ZM224 211V210H223ZM227 212L229 211V210H226ZM250 211H249V213H250ZM255 211H257V210H255ZM259 211V210H258ZM87 212V213H86ZM122 212V211H121ZM132 212V211H131ZM133 212H135L134 211V209H133ZM132 212V213H133ZM141 212H142V210H141ZM172 212V211H171ZM177 212V211H176ZM184 212V211H183ZM192 212V211H191ZM195 212V211H194ZM197 212V211H196ZM236 212H237V210H236ZM251 212V213H252ZM263 212V211H262ZM105 213V212H104ZM117 213V212H116ZM124 213V212H123ZM144 213V212H143ZM142 213V214H143ZM160 213V212H159ZM182 213V212H181ZM189 214H190V212H188ZM198 213V212H197ZM229 213V212H228ZM247 213V212H246ZM261 213V212H260ZM127 214V213H126ZM134 214H136V212L134 213ZM141 214V213H140ZM148 214H150V213H148ZM193 214V213H192ZM217 214V213H216ZM220 214V213H219ZM224 214H226V215H228L227 213H224ZM223 214V215H224ZM230 214H232V213H230ZM229 214V215H230ZM234 214H235V212H234ZM243 214V213H242ZM241 214V215H242ZM257 214V213H256ZM2 215V214H1ZM0 215V216H1ZM9 215V214H8ZM120 216H121V214H119ZM139 215V214H138ZM194 215H195V213H194ZM221 215V214H220ZM237 215V214H236ZM254 215V214H253ZM260 215V214H259ZM123 216V215H122ZM135 216V215H134ZM163 216V215H162ZM165 216V215H164ZM167 216V215H166ZM180 216H182V215H180ZM213 217H214V215H212ZM115 217V216H114ZM128 217V216H127ZM136 217V216H135ZM138 217V216H137ZM140 217H141V215H140ZM142 217H143V215H142ZM145 217V216H144ZM147 217V216H146ZM171 217V216H170ZM184 217V216H183ZM186 217V216H185ZM197 217V216H196ZM242 217H245V216H242ZM248 217V216H247ZM258 217V216H257ZM256 217V218H257ZM263 217V216H262ZM3 218V217H2ZM8 218V217H7ZM150 218V217H149ZM160 218V217H159ZM167 218V217H166ZM169 218V217H168ZM173 218V217H172ZM180 218V217H179ZM198 218H199V216H198ZM215 218H216V216H215ZM219 218V217H218ZM220 218H221V216H220ZM232 218V217H231ZM237 218H240V216L239 217H237ZM258 218H260L261 219V216L260 217H258ZM258 218H257V220H258ZM4 219V218H3ZM115 219V218H114ZM131 219V218H130ZM135 219H138V218H135ZM146 219H148V218H146ZM161 219V218H160ZM159 219V220H160ZM164 219V218H163ZM171 219V218H170ZM175 219H176V217H175ZM183 219V218H182ZM195 219V218H194ZM211 219H214V218H211ZM234 219V218H233ZM117 220V219H116ZM127 220V219H126ZM134 220V219H133ZM149 220V219H148ZM173 220V219H172ZM178 220V219H177ZM176 220V221H177ZM185 219H183V221H184ZM191 220V219H190ZM226 220V219H225ZM244 220V219H243ZM263 220V219H262ZM39 221H40V219L39 218H35V220L33 221V223H32V225L31 226H35V225H37L38 223H39ZM112 220H108L107 218H104L103 216H101V215H98L97 217H95L94 219H92V220H90L88 223H86V225H87V228L89 229V230H93V231H95V233H96V231H99L100 230V234H99V237H100V239L101 240H103V242H100L99 243V245L100 246H104V245H110V246H112V248H110V249H102V247L100 248V247H95L94 249H93V252H94V254H95V258H94V260H95V264H153L152 263V261L150 260V259H148V258H146V256H144L143 254H142V252L140 251V250H138V249H136V248H134L135 246L136 247H138V244H142L143 242H141L142 240H143V238H146V236H147V232L146 231H144V227L146 228V226H143V223H142V220H140V218L137 220V221H135V230H136V232H132V235H131V233L130 234H128L129 232H130V230L132 229H128L125 233H122L123 232V230H121V229H119V226H115V224H114V228L116 229V230H118L117 232H119V233H111L110 231H107V230H104V226H106L105 224H107V225H109L110 224V222H111ZM119 221H120V219H119ZM132 221V220H131ZM144 221V220H143ZM201 221V220H200ZM218 221V220H217ZM216 221V222H217ZM229 221V220H228ZM236 221V220H235ZM240 221V220H239ZM245 221H246V218H245ZM260 221V220H259ZM259 221H257V222H259ZM6 222V221H5ZM115 222V221H114ZM145 222V221H144ZM150 222H151V220H150ZM162 222H163V220H162ZM167 222H169L168 220H167ZM179 222V221H178ZM178 222H176V223H178ZM213 222L214 223H216L214 220H213ZM219 222H220V220H219ZM233 222V221H232ZM249 222H251V220L249 221ZM256 222V221H255ZM261 222V221H260ZM260 222H259V226L261 225L260 224ZM121 223V222H120ZM119 223V224H120ZM129 223V221L127 222V224ZM185 223V222H184ZM183 223V224H184ZM201 223V222H200ZM230 223V222H229ZM234 223H236V222H234ZM241 223V222H240ZM242 223H244V222H242ZM264 223V222H263ZM111 224H112V222H111ZM117 224V223H116ZM123 224V223H122ZM145 224V223H144ZM167 224V223H166ZM165 224V225H166ZM174 224V223H173ZM180 224V223H179ZM182 224V223H181ZM187 224V223H186ZM190 224V223H189ZM218 224V223H217ZM224 224H226V223H224ZM232 224V223H231ZM113 225V224H112ZM129 225V224H128ZM178 225V224H177ZM176 225V226H177ZM228 225V224H227ZM226 225V226H227ZM245 225V224H244ZM250 225V224H249ZM257 225V226H258ZM122 226V225H121ZM134 226V225H133ZM162 226H163V224H162ZM170 226H172V225H170ZM191 226V225H190ZM194 226H195V224H194ZM218 226V225H217ZM225 226V228H227ZM247 226V225H246ZM256 226V225H255ZM255 226H252L253 227V229L255 228ZM127 227V226H126ZM129 227V226H128ZM131 227H132V225H131ZM166 227V226H165ZM164 227V228H165ZM179 227V226H178ZM180 227H181V225H180ZM185 227V226H184ZM193 227V226H192ZM198 227V226H197ZM202 227V226H201ZM200 227V228H201ZM219 227V226H218ZM221 227V226H220ZM219 227V228H220ZM236 227V226H235ZM249 227V226H248ZM251 227V228H252ZM33 228V227H32ZM110 228V227H109ZM122 228V227H121ZM148 228H150V226H148ZM173 228H174V226H173ZM173 228H171V229H173ZM191 228V227H190ZM199 228V229H200ZM203 228V227H202ZM232 228V227H231ZM260 229L261 227H257V229ZM107 229V228H106ZM124 229V228H123ZM147 229V228H146ZM145 229V230H146ZM246 229V228H245ZM256 229V230H257ZM31 230V229H30ZM114 230V229H113ZM122 232H121V231ZM126 230V229H125ZM163 230H165V229H163ZM168 230H170V229H168ZM178 230V229H177ZM176 230V231H177ZM181 230H182V227H181ZM186 230V229H185ZM195 230H198V229H196V227H195ZM222 230V229H221ZM224 230V229H223ZM233 230H234V232H235V229L233 228ZM232 230V231H233ZM115 231V230H114ZM132 231V230H131ZM147 231L149 232V229H147ZM159 231H161V230H159ZM158 231V232H159ZM199 231V230H198ZM229 231H231L230 229H229ZM228 231V232H229ZM264 231V230H263ZM92 232V231H91ZM91 232H89V233H91ZM128 232V233H127ZM165 232V231H164ZM172 232H173V230H172ZM183 232V231H182ZM187 232V231H186ZM188 232H190V231H188ZM187 232V233H188ZM192 232V231H191ZM200 232H202V231H200ZM223 232V231H222ZM238 232L240 233V231H239V229H238ZM244 232V231H243ZM252 232V231H251ZM163 233V232H162ZM170 233V232H169ZM203 233V232H202ZM242 233V232H241ZM247 233V232H246ZM245 233V234H246ZM250 233V232H249ZM249 233H248V235H249ZM259 233V232H258ZM258 233H256V234H258ZM261 233V232H260ZM259 233V234H260ZM91 234H93V233H91ZM149 234V233H148ZM159 234V233H158ZM161 234V233H160ZM175 234H178V233H175ZM183 234V233H182ZM204 234H207V233H204ZM203 234V235H204ZM225 233L223 232V235H224ZM235 234V233H234ZM237 234V233H236ZM244 234V233H243ZM242 234V235H243ZM251 234V236H252V233H250ZM96 235H98V234H96ZM125 235H131V238H126V236ZM157 235V234H156ZM194 235H195V233H194ZM198 235H199V233H198ZM207 235H209V234H207ZM254 235V234H253ZM18 237H19V235H17ZM151 236V235H150ZM161 236V235H160ZM185 236V235H184ZM197 236V235H196ZM200 236V235H199ZM210 236V235H209ZM229 236H231V235H229ZM232 236H234V235H232ZM148 237V236H147ZM188 237V236H187ZM186 237V238H187ZM203 237V236H202ZM208 237V236H207ZM211 237V236H210ZM227 237V236H226ZM245 237H246V235H245ZM250 237V236H249ZM248 237V238H249ZM255 237V236H254ZM257 237V236H256ZM258 237H259V235H258ZM257 237V238H258ZM88 238V237H87ZM90 238H92V237H90ZM90 238H89V240H90ZM94 238V237H93ZM150 238V237H149ZM159 238V237H158ZM162 239H163V237H161ZM160 238V239H161ZM176 238V237H175ZM197 238H199L198 236H197ZM209 238V237H208ZM230 238V237H229ZM241 238V237H240ZM247 238V239H248ZM32 239H34L33 238V236H30L29 234H26L25 235V238H24V240H25V242H28L29 244L30 243H32L33 242V240ZM147 239V238H146ZM165 239H166V237H165ZM180 239V238H179ZM182 239V238H181ZM180 239V240H181ZM192 239H194L193 238V236H192ZM196 239V238H195ZM222 239H224V238H222ZM226 239V238H225ZM244 239H246V238H244ZM93 240V239H92ZM96 240H98V238H96ZM150 241V239H147V241ZM177 241L178 243L179 242H181V241ZM186 240H188V239H185V241ZM189 240H191V239H189ZM199 240H201V238L199 239ZM206 240V239H205ZM242 240V239H241ZM248 240H250V239H248ZM247 240V241H248ZM255 240H257V239H255ZM260 240V239H259ZM259 240H257V241H259ZM262 240V239H261ZM148 241V242H149ZM167 241V240H166ZM174 241V240H173ZM193 241V240H192ZM191 241V242H192ZM195 241V240H194ZM220 241H223V240H221L220 239ZM147 242V244H143V246L144 247H146V248H144V249H147V247L149 248V246H150V242L148 243ZM155 242V241H154ZM159 242V241H158ZM163 242H165V240L163 241ZM168 242V241H167ZM188 242V241H187ZM190 242V243H191ZM198 242H200V241H198ZM227 242V241H226ZM225 242V243H226ZM238 242V241H237ZM239 242H241V241H239ZM153 243V242H152ZM161 243V242H160ZM182 243V242H181ZM184 243V242H183ZM193 243V242H192ZM246 243H248V242H246ZM245 243V245H247ZM252 243V242H251ZM20 244V243H19ZM155 244H156V242H155ZM185 244V243H184ZM189 244V243H188ZM203 244V243H202ZM202 244H200V245H202ZM176 245V244H175ZM225 245V244H224ZM248 245H250V243L248 244ZM20 246V245H19ZM25 246V245H24ZM153 246V245H152ZM177 246V245H176ZM204 246V245H203ZM202 246V247H203ZM154 247H156V246H154ZM182 247H184V245L182 246ZM198 247V246H197ZM237 247H239V246H237ZM16 248V247H15ZM141 248V247H140ZM139 248V249H140ZM151 248V247H150ZM181 248V247H180ZM204 248V247H203ZM246 248H248V246L246 247ZM257 248H258V246H257ZM23 249V248H22ZM142 249V248H141ZM177 249H178V246H177ZM182 250H185V249H183V248H181ZM196 249V247L194 248V250ZM237 249H239V248H237ZM243 249V248H242ZM245 249V248H244ZM243 249V250H244ZM250 249V248H249ZM259 249V248H258ZM252 250L251 252H249V251H245V252H243V251H239V252H237V254L234 256V257H232V260H231V262H232V264L234 263V264H264V249H262V250ZM14 250V249H13ZM153 250V249H152ZM161 250V249H160ZM163 250H164V248H163ZM10 251H12V250H9V249H7V250H5V251H3V252H0V264H7V259H6V256L8 255V253L10 252ZM146 251V250H145ZM151 251V250H150ZM167 252H169V253H172L171 251H170V249L168 250H166ZM176 251H178V250H176ZM187 251V250H186ZM92 252V251H91ZM183 252V251H182ZM198 252V251H197ZM232 252V251H231ZM7 253V254H6ZM146 253V252H145ZM180 253V250H179V252L177 253V254H179ZM185 253V252H184ZM183 253V254H184ZM187 253V252H186ZM222 253V252H221ZM225 253V252H224ZM173 254V253H172ZM172 254H170V255H172ZM232 254V253H231ZM234 254V253H233ZM147 255V254H146ZM149 255H151L152 256V259H153V261H155V262H157V263H159V264H175L173 261H168L167 259V257H168V255L167 254H165L164 252H152L151 251V254H150V252H149ZM180 255V254H179ZM182 255V254H181ZM225 256H226V253H225ZM231 256H233V255H231ZM179 258V257H178ZM222 258V257H221ZM225 258V257H224ZM180 261H181V259H180ZM230 261V260H229ZM177 262H179V261H177ZM185 262V261H184ZM226 263L228 264V262H227V260H226ZM14 264H18V262H15Z\"/></svg>",
    "mask_w": 264,
    "mask_h": 264
},
{
    "label": "built area",
    "instance_id": "3",
    "mask_svg": "<svg viewBox=\"0 0 264 264\" xmlns=\"http://www.w3.org/2000/svg\"><path fill=\"white\" fill-rule=\"evenodd\" d=\"M65 234L40 237L34 246L21 249L18 264H92L84 232L72 225Z\"/></svg>",
    "mask_w": 264,
    "mask_h": 264
}]
</instances>
